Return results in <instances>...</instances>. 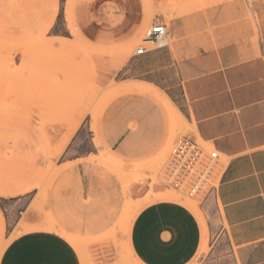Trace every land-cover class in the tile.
I'll list each match as a JSON object with an SVG mask.
<instances>
[{
	"label": "rangeland",
	"instance_id": "374dc122",
	"mask_svg": "<svg viewBox=\"0 0 264 264\" xmlns=\"http://www.w3.org/2000/svg\"><path fill=\"white\" fill-rule=\"evenodd\" d=\"M141 1L149 21L130 43L134 30L122 21L135 0H0V256L13 237L44 230L64 236L83 264H140L130 228L161 201L194 212L205 231L209 225L211 242L222 237L210 197L219 170L208 159L211 150L196 142L201 179L193 173L178 186L168 179L175 143L190 139L187 123L170 114L169 141L155 153L137 156L121 147L130 89L161 101L148 88L113 78L150 25L167 15L159 5L152 9V0ZM221 1L193 0L189 8ZM246 1L264 48V0ZM169 3L171 15L179 0ZM192 182L201 188L196 193Z\"/></svg>",
	"mask_w": 264,
	"mask_h": 264
},
{
	"label": "crops",
	"instance_id": "0c3cea01",
	"mask_svg": "<svg viewBox=\"0 0 264 264\" xmlns=\"http://www.w3.org/2000/svg\"><path fill=\"white\" fill-rule=\"evenodd\" d=\"M152 0L164 13V44L129 55L114 80L145 87L130 89L121 110L129 130L121 147L137 156L165 148L170 114L190 126L189 138L217 153L219 170L210 197L219 210L223 235L211 242L187 207L161 201L134 219L129 233L140 264H264V48L261 26L246 0H225L189 8L193 0ZM177 1V0H176ZM148 5L135 0L122 26L137 40L149 21ZM143 37L141 38V40ZM209 197V198H210ZM208 198V199H209ZM206 243V244H205ZM226 244V245H225ZM207 247V249H206ZM206 252L205 254H202ZM0 264H83L62 235L36 230L10 240Z\"/></svg>",
	"mask_w": 264,
	"mask_h": 264
},
{
	"label": "built area",
	"instance_id": "2783aa9c",
	"mask_svg": "<svg viewBox=\"0 0 264 264\" xmlns=\"http://www.w3.org/2000/svg\"><path fill=\"white\" fill-rule=\"evenodd\" d=\"M167 34L166 26L158 21L153 22L146 30L140 45L136 50V54H141L148 49V46H161L164 44ZM202 154L203 150L198 146L196 142L191 139L181 138L179 139L172 150L171 160L168 166V179L173 182L175 186H178L183 182L188 175L193 174L197 176V180L203 177L204 171H200L197 166H202ZM209 161L216 164L217 153L211 151L208 156ZM196 168V169H195ZM208 166L205 167L207 169ZM201 188L197 186V183H191V193H196Z\"/></svg>",
	"mask_w": 264,
	"mask_h": 264
}]
</instances>
